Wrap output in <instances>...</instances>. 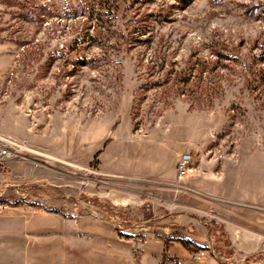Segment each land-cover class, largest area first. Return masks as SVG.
Instances as JSON below:
<instances>
[{
  "label": "rangeland",
  "instance_id": "1",
  "mask_svg": "<svg viewBox=\"0 0 264 264\" xmlns=\"http://www.w3.org/2000/svg\"><path fill=\"white\" fill-rule=\"evenodd\" d=\"M91 13H116L107 38L75 43ZM263 50L264 0H0V133L29 147L0 164V264H264L213 217L209 245L171 236L144 256L179 178L105 167L123 140L188 145L187 173L264 158ZM173 197L196 218L211 205Z\"/></svg>",
  "mask_w": 264,
  "mask_h": 264
},
{
  "label": "crops",
  "instance_id": "2",
  "mask_svg": "<svg viewBox=\"0 0 264 264\" xmlns=\"http://www.w3.org/2000/svg\"><path fill=\"white\" fill-rule=\"evenodd\" d=\"M156 141V144L119 141L116 163L113 161L105 167L139 178L177 180V159L182 152L188 151L189 146L182 142ZM255 154H240L224 168L212 170L203 168L202 162H198L185 177L166 187L170 196H160L159 199L164 201L167 213L155 222L154 234L147 236L144 256L161 257L165 250L164 239L171 236L187 237L209 245L211 240L206 222L212 217L224 224L238 250L247 255L261 250L264 244V229L261 227L264 226V158ZM180 191L200 193L211 205L203 207L204 215L192 217L191 203L173 197ZM192 225L196 230L191 228ZM169 252L183 259L190 258L189 250L181 244L169 246Z\"/></svg>",
  "mask_w": 264,
  "mask_h": 264
},
{
  "label": "trees",
  "instance_id": "3",
  "mask_svg": "<svg viewBox=\"0 0 264 264\" xmlns=\"http://www.w3.org/2000/svg\"><path fill=\"white\" fill-rule=\"evenodd\" d=\"M184 4H190L193 0H181ZM96 2V0H95ZM115 2L116 0H98V8L101 9H109L110 11L113 10V8H115ZM93 5L95 6V3H93ZM93 8V7H92ZM96 14V23H95V28L93 29V31H86L83 34L79 33L77 38L75 39V43L80 42L81 44H87L90 45L92 42L94 41H99L100 43H104V39L107 38V32L104 29H109V27L104 28V22H108L111 21L113 17L116 16V13H91L92 18H94V15ZM113 16V17H111ZM98 23H101L100 27H97V25H99ZM93 26L92 23L89 24V28H91ZM103 26V27H102ZM109 26H112L111 23H109ZM258 60L262 63H264V50L257 56ZM260 75L262 77V79L264 78V72L262 73V70L260 71ZM185 244H189V242L187 240L184 241Z\"/></svg>",
  "mask_w": 264,
  "mask_h": 264
},
{
  "label": "built area",
  "instance_id": "4",
  "mask_svg": "<svg viewBox=\"0 0 264 264\" xmlns=\"http://www.w3.org/2000/svg\"><path fill=\"white\" fill-rule=\"evenodd\" d=\"M21 150L22 149H20L10 137L0 133V164L17 156ZM192 157L193 156L190 152H184L181 154L177 163V176L179 179H182L186 175Z\"/></svg>",
  "mask_w": 264,
  "mask_h": 264
},
{
  "label": "bare ground",
  "instance_id": "5",
  "mask_svg": "<svg viewBox=\"0 0 264 264\" xmlns=\"http://www.w3.org/2000/svg\"><path fill=\"white\" fill-rule=\"evenodd\" d=\"M12 140H13V142H14L15 144H17V145L20 147V149H29V147H28L27 145H25V144H23V143H20V142L14 140V139H12ZM30 150H31V149H30Z\"/></svg>",
  "mask_w": 264,
  "mask_h": 264
}]
</instances>
